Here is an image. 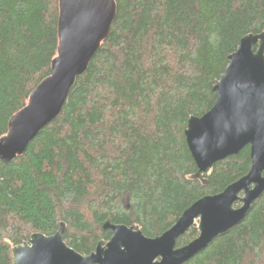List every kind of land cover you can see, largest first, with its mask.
<instances>
[{"label": "trees", "instance_id": "16d2710c", "mask_svg": "<svg viewBox=\"0 0 264 264\" xmlns=\"http://www.w3.org/2000/svg\"><path fill=\"white\" fill-rule=\"evenodd\" d=\"M107 39L61 114L11 162L0 159V264L33 233L83 255L109 240L103 225L169 230L196 201L248 174L251 146L204 177L185 129L215 104L213 87L241 38L264 29V0H115ZM59 0H0V139L52 73ZM241 202H238V206ZM199 235L191 227L177 247ZM182 264H264V191L245 217Z\"/></svg>", "mask_w": 264, "mask_h": 264}, {"label": "water", "instance_id": "95a60500", "mask_svg": "<svg viewBox=\"0 0 264 264\" xmlns=\"http://www.w3.org/2000/svg\"><path fill=\"white\" fill-rule=\"evenodd\" d=\"M116 13L115 0H59V45L52 73L9 120L8 132L0 139L3 162L23 155L38 133L61 114L78 77L88 70L109 36ZM228 60L213 87L214 106L201 117L191 116L185 129L198 167L190 178L206 185L204 175L216 162L250 145L247 175L221 193L196 201L157 237L146 236L137 225L107 221L103 229L111 231L110 239L99 241L95 251L83 255L65 242L67 226L61 222L54 235L33 233L28 241L14 246V264H182L237 225L264 191V29L241 38ZM191 227L197 228L198 237L177 247L178 238Z\"/></svg>", "mask_w": 264, "mask_h": 264}]
</instances>
